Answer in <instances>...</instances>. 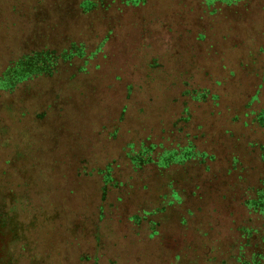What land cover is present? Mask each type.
Segmentation results:
<instances>
[{
	"label": "rangeland",
	"instance_id": "374dc122",
	"mask_svg": "<svg viewBox=\"0 0 264 264\" xmlns=\"http://www.w3.org/2000/svg\"><path fill=\"white\" fill-rule=\"evenodd\" d=\"M0 264H264V0H0Z\"/></svg>",
	"mask_w": 264,
	"mask_h": 264
}]
</instances>
